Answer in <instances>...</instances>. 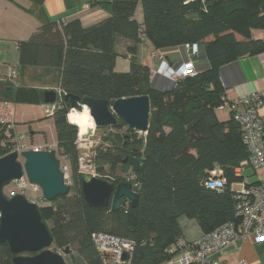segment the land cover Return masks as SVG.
Listing matches in <instances>:
<instances>
[{
  "label": "trees",
  "instance_id": "16d2710c",
  "mask_svg": "<svg viewBox=\"0 0 264 264\" xmlns=\"http://www.w3.org/2000/svg\"><path fill=\"white\" fill-rule=\"evenodd\" d=\"M41 1L35 0L38 4ZM110 3V16L87 27L78 18L51 22L39 12V26L28 39L17 42L18 64L20 68L55 72L57 88L80 97L112 101L148 96V129L137 138L141 163L135 172L137 205L111 211L85 204L80 183L88 176L79 171L78 126L68 121L70 104L63 100L52 119L56 152L66 157L72 184L66 195L39 211L53 238L50 247L76 250L86 264H103V257L91 241L94 232L136 242L130 260L120 264H165L178 252L177 243L182 238L176 221L179 215L195 219L203 233L235 220L230 184L243 180L242 174H235V168L247 159V150L231 113L225 121L215 114L222 97H226L219 71L239 57L264 52V40L251 35L252 29H264V0ZM137 4L143 12L141 25L133 17ZM145 40L153 49L197 44L208 67L172 84L156 80L151 77L150 67L139 63L135 56L137 44ZM118 44L123 45L122 55L129 61L127 72L114 70L120 55ZM39 90L2 87L0 99L38 103ZM112 128L115 132L104 133L103 141L122 142L128 132L137 137L138 132L131 131L120 119ZM5 152L1 150L0 154ZM92 158L95 166L110 161L101 145L94 146ZM215 168L221 169L219 177L225 178L221 190L203 184ZM14 256L5 243H0V264H12Z\"/></svg>",
  "mask_w": 264,
  "mask_h": 264
},
{
  "label": "built area",
  "instance_id": "2783aa9c",
  "mask_svg": "<svg viewBox=\"0 0 264 264\" xmlns=\"http://www.w3.org/2000/svg\"><path fill=\"white\" fill-rule=\"evenodd\" d=\"M141 37L143 38V35ZM182 48L185 53L184 58L176 65L169 64L163 59V56L151 52L153 60V65L150 66L151 77L160 78L172 84L179 79L194 76L200 72L204 63H207L201 47L197 44L185 43L182 44ZM57 91L56 102L51 105H43L45 117H52L62 106L64 92L60 88H57ZM263 102L264 89L233 99L223 96L222 103L217 107L229 109L238 124L242 142L247 150V159L235 168V174L238 176L246 166L254 170L264 167V122L259 114V108ZM28 138V132L15 133L13 131L11 104L7 100L0 99V152L1 150H7L3 154L16 152L17 160L22 164L21 153L24 150H54L53 145H48L47 142L36 144L30 142ZM56 157L59 159V170L63 173L64 182L70 186L72 178L66 157L58 155L57 152ZM79 171L87 176L99 175L95 171V165L90 170L79 169ZM221 173L219 168L212 169L203 180L204 186L221 190L225 185V178L219 177ZM124 181L130 182L132 187H138L135 172ZM230 189L233 192L235 220L226 221L211 231L202 233L200 237L191 242L180 239L177 243V254L165 264H222L219 255L237 240L247 237H251L253 242L264 240V177L256 183L250 184L244 180L232 182ZM3 191L7 196L16 193L23 194L39 209L51 204L50 201L43 198L40 187L29 181L25 172L20 178L14 179L4 186ZM90 237L95 250L103 257V264L128 262L136 247V242L133 239L106 232H94ZM123 253L128 255L126 260L121 259Z\"/></svg>",
  "mask_w": 264,
  "mask_h": 264
},
{
  "label": "crops",
  "instance_id": "0c3cea01",
  "mask_svg": "<svg viewBox=\"0 0 264 264\" xmlns=\"http://www.w3.org/2000/svg\"><path fill=\"white\" fill-rule=\"evenodd\" d=\"M110 2L111 0H42L38 4L35 0H0V78L10 80V77L13 76L16 80H22L20 83L12 80L15 86L34 87L37 89L57 88L55 72L45 73L46 70L41 68L19 67L17 42L28 39L39 26V12L46 20L51 22L78 18L81 24L87 27L110 16ZM133 17L138 24L141 25L143 23V12L140 4H137ZM251 35L254 38L264 40V29H252ZM117 51L120 55L116 58L114 70L127 72L129 70V61L122 55L124 53L122 44L117 45ZM151 52H156L163 56V59L172 65L178 64L185 55L182 44L153 49L150 43L145 40L136 46L135 56L137 61L150 67L153 63ZM31 71L34 74H31ZM219 78L224 88V95L228 99L264 89V52L255 55H245L225 64L220 68ZM23 80H32L31 82L35 83L27 85ZM10 104L13 131H17L19 128L23 129L26 125H29L30 129L32 128L31 126L35 128L38 121L45 117L43 105L40 102H10ZM215 114L221 121L229 119V109L227 108H216ZM259 114L264 122V102L259 108ZM40 143V141L37 142V144ZM248 168L251 167L246 166L241 172L246 183H256L260 178L264 177V167L257 170L251 168L253 174L256 175L251 181L244 175L249 171L247 170ZM176 221L182 232L181 239L185 242H191L203 233L195 219L179 215ZM64 257L66 264H86L76 250H71ZM219 257L222 264H264V240L253 242L251 237L237 240L228 246Z\"/></svg>",
  "mask_w": 264,
  "mask_h": 264
},
{
  "label": "water",
  "instance_id": "95a60500",
  "mask_svg": "<svg viewBox=\"0 0 264 264\" xmlns=\"http://www.w3.org/2000/svg\"><path fill=\"white\" fill-rule=\"evenodd\" d=\"M0 87L7 90L15 84L0 78ZM40 103L51 105L58 98L57 88H42L39 90ZM62 99L68 101L70 110L82 112L84 108L93 123L92 127L81 134L82 139H88L95 127H101L105 132L109 127H116L117 120L131 131L146 132L150 116V102L147 95H137L117 98L112 101L89 96L80 97L73 93L62 94ZM30 142H33V131H29ZM23 163L17 160V153L12 151L0 156V243H5L15 256L12 264H66L65 255L70 249L65 247L62 252L51 248L53 238L44 221L39 208L29 202L23 194L16 193L7 196L3 187L10 181L18 179L25 172L31 183L38 185L42 196L47 201H54L59 196L69 192V186L64 182L63 173L59 170V159L55 150L22 151ZM132 171L140 170L139 158L131 159ZM104 164L96 165L95 171H104ZM108 174V172H106ZM81 195L88 207L109 208L117 211L120 207H135L138 202L137 188L130 182H113L100 176H88L81 179ZM33 253V254H25ZM128 255L123 253L122 260Z\"/></svg>",
  "mask_w": 264,
  "mask_h": 264
},
{
  "label": "rangeland",
  "instance_id": "374dc122",
  "mask_svg": "<svg viewBox=\"0 0 264 264\" xmlns=\"http://www.w3.org/2000/svg\"><path fill=\"white\" fill-rule=\"evenodd\" d=\"M185 54V53H184ZM184 58V57H183ZM205 65L201 67V71L204 70L205 68L208 67V63H204ZM153 64H151L152 66ZM31 74H34L33 71L30 72ZM10 80L13 82L20 83L22 80L18 79L16 80L15 77L11 76ZM37 80V79H36ZM35 80V81H36ZM32 81V80H31ZM29 80H23L25 84L29 83H35L31 82ZM37 82V81H36ZM15 103V102H14ZM70 111V110H69ZM83 115L87 114V110L82 111ZM37 124V123H36ZM77 126H80L78 123H76ZM93 126V123L92 125ZM29 125H26L23 129L19 128L17 131H14L15 133H21V132H29L33 131L35 134L33 135L34 137V143L37 144V142L45 143L47 142L48 145H53L54 150L56 151L57 148L54 146L56 144V132H55V127L53 123L52 117H44L38 121L37 127H33L30 129ZM108 131V130H107ZM107 131L103 132L101 127H95L93 134L88 138V139H82L80 137V134L78 132V138H77V146L79 150V169L85 171V170H90V168L95 165L93 162V148L94 146L100 145L101 143V136L106 133ZM45 135V138H44ZM144 132H138L137 136L141 137L144 136ZM29 140V138H28ZM56 153V152H55ZM59 154V153H58ZM247 171L244 175L248 177L251 181L254 179L256 176L253 174V170L251 168H248ZM105 174V173H104ZM6 190V187H5ZM48 225H50L49 222H47ZM59 252H62V249H58Z\"/></svg>",
  "mask_w": 264,
  "mask_h": 264
},
{
  "label": "flooded vegetation",
  "instance_id": "af4514ba",
  "mask_svg": "<svg viewBox=\"0 0 264 264\" xmlns=\"http://www.w3.org/2000/svg\"><path fill=\"white\" fill-rule=\"evenodd\" d=\"M2 88V87H0ZM5 88V87H3ZM71 111V110H70ZM70 113V112H69ZM108 131L115 132L114 128L109 127ZM131 133H126L122 142L113 144L110 141H103L101 138V147L110 161L104 162L105 169L98 176L106 178L110 181H124L133 173L131 159L139 158L140 146L137 140ZM108 172V174H106ZM105 173V174H104Z\"/></svg>",
  "mask_w": 264,
  "mask_h": 264
},
{
  "label": "bare ground",
  "instance_id": "6f19581e",
  "mask_svg": "<svg viewBox=\"0 0 264 264\" xmlns=\"http://www.w3.org/2000/svg\"><path fill=\"white\" fill-rule=\"evenodd\" d=\"M85 110V108H84ZM88 112V111H87ZM67 119L69 122L72 123H78L80 126H78V132L79 134H84L86 132V129L89 127H92V121L89 115L85 114L83 115L82 112H77L76 110H71L70 113L67 114Z\"/></svg>",
  "mask_w": 264,
  "mask_h": 264
}]
</instances>
